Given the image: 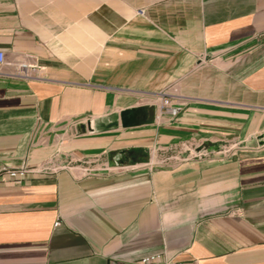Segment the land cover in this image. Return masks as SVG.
I'll return each mask as SVG.
<instances>
[{
    "label": "crops",
    "instance_id": "obj_1",
    "mask_svg": "<svg viewBox=\"0 0 264 264\" xmlns=\"http://www.w3.org/2000/svg\"><path fill=\"white\" fill-rule=\"evenodd\" d=\"M0 51V264H264V0H0Z\"/></svg>",
    "mask_w": 264,
    "mask_h": 264
},
{
    "label": "built area",
    "instance_id": "obj_2",
    "mask_svg": "<svg viewBox=\"0 0 264 264\" xmlns=\"http://www.w3.org/2000/svg\"><path fill=\"white\" fill-rule=\"evenodd\" d=\"M6 63V56L3 51H0V66L4 65ZM18 68L20 71H27L28 65L25 63H21L18 65ZM164 101V107L167 108L168 112L172 116H177L180 112L179 107L171 106V99L169 96L164 95L163 96ZM28 173V169L26 167L21 168H14L5 164L0 163V184L6 183V182H16V181H22ZM159 255H153L144 257L140 264H176L172 263L170 261H166L164 263H159Z\"/></svg>",
    "mask_w": 264,
    "mask_h": 264
},
{
    "label": "rangeland",
    "instance_id": "obj_3",
    "mask_svg": "<svg viewBox=\"0 0 264 264\" xmlns=\"http://www.w3.org/2000/svg\"><path fill=\"white\" fill-rule=\"evenodd\" d=\"M167 96H169V95H167ZM170 97V96H169ZM163 98L164 97H162V102L160 103L161 104V109L163 108V111L164 112H167V113H169L168 112V110H167V108L166 107H164V101H163ZM170 99H171V106H174V107H179V109H180V112H181V107L179 106V105H175L174 103H173V99L170 97ZM180 112H179V114H180ZM170 114V113H169ZM178 114V115H179ZM171 115V114H170ZM177 115V116H178ZM172 116V115H171ZM177 116H172V117H177ZM235 144V143H234ZM232 148L230 147V145H228L227 147H223L222 148V150H231ZM204 152V151H208V149H207V147H206V145H204V148L203 147H200V145H199V147H196L195 145H190V144H188V145H184L183 147H177V148H174V149H171V150H169V151H167V153L170 155V156H172V155H180V156H182V157H188V156H201L202 155V153L201 152Z\"/></svg>",
    "mask_w": 264,
    "mask_h": 264
},
{
    "label": "water",
    "instance_id": "obj_4",
    "mask_svg": "<svg viewBox=\"0 0 264 264\" xmlns=\"http://www.w3.org/2000/svg\"><path fill=\"white\" fill-rule=\"evenodd\" d=\"M134 111L133 110H126L123 112L122 116H123V124L125 126H129L131 125L132 123V117H131V114L133 113Z\"/></svg>",
    "mask_w": 264,
    "mask_h": 264
}]
</instances>
